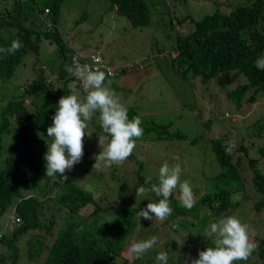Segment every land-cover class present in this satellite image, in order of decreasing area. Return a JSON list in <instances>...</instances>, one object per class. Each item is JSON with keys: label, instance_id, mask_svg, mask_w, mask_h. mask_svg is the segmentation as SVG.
Here are the masks:
<instances>
[{"label": "trees", "instance_id": "obj_1", "mask_svg": "<svg viewBox=\"0 0 264 264\" xmlns=\"http://www.w3.org/2000/svg\"><path fill=\"white\" fill-rule=\"evenodd\" d=\"M62 1L7 0L0 8V47L9 46L11 41L17 38L23 44V47L14 55L0 54V86L10 81L21 65L25 66L24 56L36 54V51H39L41 41L53 47L59 57L54 70L48 68L50 70L48 75L43 65L32 62L31 69L34 77L30 80L25 78L26 83L16 94L6 96L4 104L0 107V143L2 135L14 129L13 145L6 160L8 165L11 162L16 169L15 172L0 178V214L13 206L23 222L5 238H1L0 245L11 248L9 250L10 264H14L17 257V249L14 245L18 237L27 232H35V236H31L24 242L27 258L34 262L41 260L40 264H152L151 259L146 255L139 259H132L127 249L136 229L133 217L140 209L145 208L148 202L158 201L159 198L154 193L153 198L142 203L140 207L115 210L114 218L106 220L102 231H97L94 221L82 229L80 222L75 220L73 215L77 214L78 209L86 202L93 201L87 191L67 183V179L62 182L65 186L58 187L60 191L57 189L58 193L54 194V199H50L57 204L52 217L43 211V201L46 200L49 192L48 186L55 187L53 182L49 181L53 178L45 175V169L40 167L42 161L33 156L31 158L23 148L32 142L35 131L47 133V127L52 124V116L55 114L61 96L73 94V88L78 90L79 95H83L82 88L72 86L74 78L66 68L70 57L74 63L79 64L85 63L89 58L86 52H80L83 45L74 43L72 49L64 45V37L57 23V13ZM105 1L114 7L115 13L123 15L132 27L139 28L147 24L150 15L148 4L144 0ZM44 9L47 10L46 13ZM30 15L35 18L37 32L26 24ZM228 17L233 20L222 21V17L213 15L194 21V30L191 33L175 35V49L177 48L179 60L192 69L197 67L194 74L200 78L201 82L206 83L214 77L215 80L222 81L223 86L228 88L227 101L238 108L241 100L251 103L255 100L258 91H264V70L257 69L254 64L264 51V0H248L247 3H239ZM45 21L49 23L50 28L46 27V30L41 32ZM236 21L241 24L238 26ZM100 49L103 52V45ZM240 76L245 78V82L236 85L233 89L229 88L228 85ZM249 89L252 91L246 95ZM141 126L143 134L136 138L137 141L151 129H156L155 124L151 129L149 124ZM163 127L167 130L168 125L163 124ZM241 129L239 128L236 132L239 133ZM252 132L255 139L250 136ZM244 133L235 151H240L247 157L256 153L263 158L262 163L249 159V162L253 164L254 176L251 179L252 186L249 181L247 182V192L244 191L246 184L239 180L236 171L239 156L233 159L232 149L227 152L219 139H211V151L222 171L219 179L228 183L229 187L226 191L216 190L218 178L215 174L212 179H208V189L198 196L194 207L190 210L182 207L178 200L171 196L173 213L170 219L175 215L186 216L191 213L198 221L203 216L202 212L207 210L210 212V218L207 222L199 223L201 229L205 228L215 212L222 213L228 209V206L238 207L242 201L246 200L242 196L236 200L234 198L236 192L248 194L249 198L254 196L258 197V200H264V115L256 118L255 123L252 122L244 127ZM159 134L160 136L157 134L158 138H171L165 136L167 133L163 129ZM92 135L84 137L83 147ZM174 136L175 132H173ZM38 149L37 144L35 151ZM83 155L85 158L84 150ZM137 157L140 156L133 152L127 158L130 167L137 181L142 186L150 188V185L144 183L148 176L145 177L142 174L147 173L148 170L144 168L142 159ZM255 164L258 165L255 166ZM39 178L44 183L42 186L37 183ZM53 180L57 181L58 177ZM157 182L158 178L152 180V183ZM239 186L242 191L239 190ZM22 187L29 189L36 187L38 196L34 195L29 200L14 203V196ZM261 205V203L256 204L254 211L256 215L264 208L260 207ZM246 223L255 230L251 241L257 245V248L249 257L255 260L254 262L236 261L234 264H264V228L257 230L259 226L256 221L248 220ZM45 239L50 242L45 243ZM205 239L211 245V239L204 237Z\"/></svg>", "mask_w": 264, "mask_h": 264}, {"label": "rangeland", "instance_id": "obj_2", "mask_svg": "<svg viewBox=\"0 0 264 264\" xmlns=\"http://www.w3.org/2000/svg\"><path fill=\"white\" fill-rule=\"evenodd\" d=\"M144 1L148 4L150 18L148 17L147 26L137 28L132 27L123 15L115 13L105 0H63L58 11V28L67 45L73 46L74 43L83 45L80 52L84 51L83 47L92 48L103 45L101 54L113 64L149 61L151 64L144 72L155 67L152 63L156 64L158 74L147 76L142 82L143 86L140 84L130 90L116 92L120 102L127 108L135 110L137 116H140L144 122H153L157 125L171 122L172 125L167 131L179 132L182 135L180 138L161 140L155 137L156 132L151 131L145 133L141 140H136L133 152L143 158L144 168L148 170L147 173H142L145 177L157 179L159 168L164 162L170 165L179 163L182 168L181 180L191 182L196 199L200 193L208 189V179H212L215 174L218 178L215 189L226 191L229 184L219 179L222 171L211 151L210 140L217 138L226 141L231 138L232 141H226L224 145L229 143L232 147L233 159L236 156L242 158V152L235 151L238 149L240 136L244 132V127L252 122L255 123L256 118L264 115V101L260 98L256 106L243 104L241 101L242 106L237 111V107L227 101V90L222 81L215 80L213 87L210 86V82L215 77L206 83H201L200 78L190 71L181 75L179 73L181 67L177 69L169 63L170 56L174 52L175 30L169 28L168 20L173 17L177 19L182 15L196 20L215 10L225 13L246 0H226L228 8L222 6L218 0H183L177 7L172 0H165V4L162 0H153L158 4V8L155 9L147 0ZM76 17H79L78 22ZM181 26L183 30L188 27L182 22L177 26L178 31ZM160 53L164 56L160 57ZM58 60L57 51L45 41H41L38 53L24 56L25 66L21 65L10 81L0 86V107L4 104L6 96L16 94L26 83L25 78L30 80L34 77L31 69L32 62H39L43 65L45 72H50L48 68L54 70ZM244 80L243 76L238 77L229 84V88L233 89L236 85L245 82ZM73 94H78V90L74 89ZM258 106L262 110H259ZM225 112L228 113L227 116H224ZM90 121L87 122L88 135L92 132ZM239 128L242 129L237 133ZM14 132V129H10V132L1 137L0 169L13 145ZM250 136L254 138V132L250 133ZM99 137L104 135L100 133L93 142H86L84 145L88 151L96 152L93 164L98 153L103 151V148L99 146ZM104 146L106 147V143ZM243 161L245 162L244 159ZM237 171L245 175L244 191L247 192L248 172L241 166H237ZM66 175L67 183L81 186L91 192L93 202L97 206V212L93 214L97 231H102L104 223L107 222L106 218H114V210L139 207L143 202L151 199L150 191L144 196H136V187L141 184L137 181L130 164L125 161L99 170L95 167L89 170L88 167L77 163L67 171ZM62 186L65 185L60 183L59 187ZM95 187L96 191L93 190ZM239 190L242 191L241 186ZM97 193L99 198L96 196ZM172 196L178 198V191ZM240 197V192L234 193L236 200ZM257 199L253 197L252 201H242L233 210L234 213L229 215L244 214L242 218L245 222L256 221L259 226L256 229L262 230L264 208L258 215L252 211ZM93 210H95L93 206L86 204L80 209V213L90 218ZM202 214L198 221L193 214L189 213L185 218L175 219L170 224L145 220L135 215L133 221L136 229L132 241L148 239L155 235L159 243L144 254L151 259L152 264H158L155 257L160 251H167L168 264H189L191 259L198 257L199 251L211 246L203 239L204 232L199 228L201 221L209 220L210 213L205 210ZM9 215H11L10 209L0 215V233L2 234L9 232L6 226ZM173 225H176L174 229L171 228ZM23 237L24 234L16 241L18 256L15 264H34V260L27 259L26 249H23L20 243ZM248 260L254 261L255 258Z\"/></svg>", "mask_w": 264, "mask_h": 264}, {"label": "clouds", "instance_id": "obj_3", "mask_svg": "<svg viewBox=\"0 0 264 264\" xmlns=\"http://www.w3.org/2000/svg\"><path fill=\"white\" fill-rule=\"evenodd\" d=\"M147 1L149 5H151L154 9L158 8V4L153 0ZM162 1L165 4V0ZM172 1L177 7L183 0ZM218 1L222 4V6L228 8L226 0ZM247 1L248 0H246L245 2L247 3ZM4 2H7V0H0V8L3 7ZM234 7L225 13L215 10L212 13L201 16L196 20L190 18L187 15H182L177 19H175L174 17L169 19V28H173L175 30V33L173 35L174 52L170 56V65L172 67H176L177 69L181 67V71L179 72L181 75H184V73L187 71H190L193 75H195L194 70H196L197 67L195 69H192L185 62L178 59V51L177 48L175 49V35H188L194 30L193 22L201 20L204 17L218 15L222 17V21L228 19L233 20L228 16L231 11L234 10ZM112 9L114 10V7H112ZM46 11L47 10L44 9V13H46ZM78 21L79 17H76V22ZM182 22L186 23L188 27L186 30H183V27L181 26V28L179 29L180 31H178L177 26ZM236 23L238 26L241 24L237 21ZM26 24L37 32L35 27V18L32 15H30V17L27 19ZM147 25L148 19L147 24L142 25V27ZM46 27L50 28V25L49 23H47V21L44 22V26H42L41 32H44L46 30ZM36 34L38 35V33ZM64 45L67 48L72 49L75 44L73 46H69L64 42ZM21 47H23L22 42L18 38L13 39L9 46L0 47V54H3L4 56L14 55ZM100 48V46L92 48L85 47L84 52H86L85 54L89 58L85 63L82 64H79L78 62L74 63L72 58H69L67 63L68 67L66 68V70L74 78L72 86L82 88L83 95L70 94L67 96H61L58 100V106L56 108L55 114L52 116V124L47 127V133L43 131H35V133L33 134L34 136H32V142L29 143L27 147H22L28 152L31 158L33 156L36 159L39 158L38 160L42 161V166L40 167L45 169L46 176L52 177L53 179L58 177L57 181L53 179L49 180L53 182L56 188L48 186L49 192L46 200L43 201V211L44 213H46V215H50L51 217L53 210L57 204L50 199H54V194L58 193L57 189L59 187V184L67 179V171L71 170L77 163L88 167L89 170L93 169L94 167L98 170L102 168H110L113 165H119L124 161L126 163H129L127 158L132 155L133 150L136 147V138L141 137L143 134V128L141 125L149 124L150 129L152 128V125H154L153 122H144L140 116H137L135 110H133L132 108H127L125 105H123L120 102V99L117 96L116 92L118 93L122 90H130L131 88L137 87L140 84L141 86H143L142 82L145 81L147 76H154L158 74L156 64L152 63V65L155 67L153 69H149L146 72H144V70L148 65L151 64L149 61L139 63L131 62L122 65L113 64L105 59V57L101 54L102 51ZM216 49L217 45L215 46V50ZM36 52L38 53V51ZM159 56L163 57L164 54L160 53ZM254 64L257 69L264 70V51L261 57L257 58ZM45 73H47V75L50 74V72ZM141 74L144 75V78H138V75ZM52 77L54 78V73L52 74ZM123 79L126 80L125 83H121V80ZM214 85L215 79L210 82V86L214 87ZM225 88L228 91V88ZM74 89L76 88H73V91ZM251 91L252 89H249L246 92V95L251 93ZM260 98L264 101V91H258L255 100L251 103H246L243 100L241 101H243V104H254L256 106V103L260 100ZM241 106L242 103L237 108V111ZM258 107L259 110H262L260 106ZM227 114L228 113L225 112L224 116H227ZM88 121H90L92 129V132L89 135L93 134L91 139L87 141L88 143L93 142L98 134L101 133L104 135V137H99L98 139L99 146L100 148H103V151H100L98 153L95 158L94 164L93 157L96 152H90L85 146L83 147L84 137L88 135ZM164 124H167L168 128L172 125L171 122H166ZM155 125L156 129H151L149 132H156L155 137L157 139H161L157 137V134L160 136L159 132H161L162 129L167 133L165 136H170L171 138L181 137V133L179 132H175V136L173 137V132H168L167 130H165L163 124ZM243 133L241 134L240 139L244 136ZM226 141H232V139L229 138ZM226 141L221 142L224 145V142ZM105 143L106 147L104 146ZM37 144L39 149L38 151H35V147ZM224 146L225 151L227 152L232 149L231 146H229V143ZM83 150L85 152V158L83 155ZM137 158L143 159L142 157ZM242 158L245 160V162ZM242 158L241 156H239L237 166H241L243 170L248 172V181L252 186L251 179L254 176V174H252L253 164L249 162V159L257 160L259 163H262L263 158L259 157L256 153H254L250 157H247V155L242 153ZM257 165L258 164H255V166ZM15 170L16 169L11 162H9V165L7 164V160L5 157L3 167L2 169H0V178L12 172H15ZM181 173L182 168L179 163L170 165L168 162H164L159 168L157 183H152V178L147 177L144 183L146 185H150V188H146L142 185L136 187V196H144L146 192L150 191L151 199L153 198V193L156 197L159 198L157 202H148L145 208L140 209L137 213L138 218L142 217L145 220L151 221L155 219V221L159 222L168 220L166 224L173 223V220L175 219L185 218L184 215H175L173 218H169L173 213L170 197L174 192L178 191V198H175L173 196L174 199L178 200V203H180L181 206L186 209L190 210L192 207H194L197 200L191 182L188 180H181ZM237 174L239 175V180L242 183H245L244 173H240L237 171ZM37 183L40 186L44 184L41 181V178L37 180ZM72 185L76 188L87 191L81 186H76L75 184ZM58 190L60 191V189ZM93 190L96 191V187L93 188ZM87 192L90 194L93 201L94 199L91 192ZM240 194L246 199L245 201L253 200L254 196H251L249 198L248 194H243L241 192ZM34 195L38 196L36 187L33 189L22 187L19 189L18 194L14 196V203H19L21 202L20 200H22V202L29 200ZM96 196L97 198H99V193H97ZM258 199L254 202V210L252 211L256 210L257 203H261L262 205L260 207H264V200L261 201ZM148 201H150V199ZM86 204H90L95 208V210L91 212L90 218H87L80 213V209L84 208ZM227 208L228 209L226 211L219 214L214 211L215 214L211 215L212 218L207 223L209 225L205 226V228H201V230H203L204 232L202 235L203 239L204 237H207V239L210 238L211 246H208L204 250L199 251L198 257L191 259L189 261V264H234V262L236 261H247L255 251L257 245L250 239V237L254 235V230L242 218L244 214H237L238 216L229 215L231 213H234L233 210L237 207L234 206L232 208L231 206H228ZM7 209L11 210V215H9V221L6 225L9 228V234L14 228L20 226L23 222L22 217L13 208V206ZM96 212L97 206L94 204V202H86L83 207L78 209L77 214L73 216L75 220L80 222L81 228L83 229L88 226L87 224L94 221L93 214ZM3 213H1L0 215H2ZM176 225H173L171 228L174 229ZM8 234L0 233V239L5 238V236H7ZM31 236H35V232H27L26 234H24V237L20 242L23 249H26V255L27 248L24 242ZM205 241L207 240L205 239ZM44 242L49 243L50 241L45 239ZM158 243V237L153 235L148 239L132 241L129 244L127 251L132 259H139L147 251L153 249ZM14 247L17 249L16 243ZM10 249L11 248L9 247L0 245V264H2L3 262H5V264H10ZM155 259L158 264H168L169 257L167 251L158 252ZM251 259L254 258L251 257ZM40 262L41 260H38V262H34V264H40Z\"/></svg>", "mask_w": 264, "mask_h": 264}, {"label": "crops", "instance_id": "obj_4", "mask_svg": "<svg viewBox=\"0 0 264 264\" xmlns=\"http://www.w3.org/2000/svg\"><path fill=\"white\" fill-rule=\"evenodd\" d=\"M135 77V76H134ZM138 78H144V75L143 74H141V75H138ZM126 82V80H121V83H125Z\"/></svg>", "mask_w": 264, "mask_h": 264}]
</instances>
